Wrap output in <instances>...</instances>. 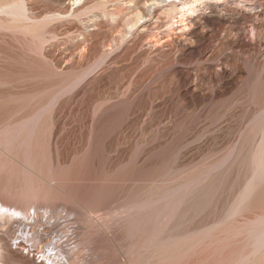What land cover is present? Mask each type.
<instances>
[{"label": "rangeland", "instance_id": "obj_1", "mask_svg": "<svg viewBox=\"0 0 264 264\" xmlns=\"http://www.w3.org/2000/svg\"><path fill=\"white\" fill-rule=\"evenodd\" d=\"M16 1L0 0L1 264L59 247L68 264H264V109L229 168L236 126L213 129L212 101L196 125L146 96L128 114L153 71L136 46L110 59L152 0H22V15Z\"/></svg>", "mask_w": 264, "mask_h": 264}, {"label": "bare ground", "instance_id": "obj_2", "mask_svg": "<svg viewBox=\"0 0 264 264\" xmlns=\"http://www.w3.org/2000/svg\"><path fill=\"white\" fill-rule=\"evenodd\" d=\"M151 2L152 4L147 8V16L133 25L121 51L110 59L116 62L124 55L129 57L132 47L136 46L138 51L133 53L142 55L141 68L143 65L153 71L149 73L152 74L148 76L149 78L145 77L148 78L146 81L137 80L144 84L140 85L142 89L136 96L135 90L140 87L135 89L138 84L136 83V86L134 83L133 86L130 84L131 81L129 82L133 86V91L130 89L129 92H134L135 97L128 114L130 117L136 115L140 103L136 105L134 102L140 98L143 100L142 97L146 96V99L149 97L146 106L151 112L156 104L160 103L166 107L169 118L167 119L171 122L181 117L191 125H196L204 119L203 110L207 106L205 103L212 101L213 129L222 128L225 124L236 126L237 132L230 139L231 141L229 140L230 150L226 155V161L225 158L222 159L226 164L228 163L229 168L230 166L232 168L240 157V151L247 137L246 124L249 123L250 114L264 109V0H152ZM11 5L17 7L18 14L26 12L22 0H17ZM144 19L146 21H143ZM137 44H141L140 49ZM162 86L165 87L163 94L160 93ZM158 89L160 95L149 96L153 91L158 92ZM73 90L67 92L70 100L76 96ZM63 97L55 101L52 114L58 111ZM119 102L105 99L103 103L101 101L102 106L98 112L103 116H112L116 114V106ZM180 108L185 114L181 115L182 113L178 112ZM128 119L129 117L127 121ZM56 123H53V128ZM213 162L216 163L214 159ZM22 225L25 228V223ZM30 229L32 230V227ZM34 229L27 240L33 247H39L43 243V233L37 236ZM41 251L40 248L39 253ZM52 253L46 256V259H42L41 264L47 262L55 264L56 261L58 264L69 263L66 261V256L69 254L67 255L62 248L59 247V252Z\"/></svg>", "mask_w": 264, "mask_h": 264}]
</instances>
